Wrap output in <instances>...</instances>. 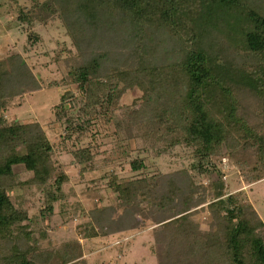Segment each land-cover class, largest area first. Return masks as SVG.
<instances>
[{
    "label": "trees",
    "instance_id": "trees-1",
    "mask_svg": "<svg viewBox=\"0 0 264 264\" xmlns=\"http://www.w3.org/2000/svg\"><path fill=\"white\" fill-rule=\"evenodd\" d=\"M16 9L23 24L62 19L78 51L69 50L62 81L78 94L53 112L68 130L65 138L105 120L117 137L112 156L138 155L137 177L110 179L117 203L94 208L82 236L152 224L159 264H264V220L244 190L229 194L223 179L202 209L210 213L208 227L195 220L196 200L210 181L204 178L221 173L225 158L254 165L250 184L264 180V0H32ZM40 39L28 37L30 44ZM40 84L24 54L0 59V264H46L40 216L20 208L11 192L41 195L45 218L71 181L38 118L10 123L4 115ZM136 89L140 97L125 103ZM80 147L73 164L85 175L97 154ZM180 148L189 151L191 166L149 172V159ZM16 166L32 176L24 178Z\"/></svg>",
    "mask_w": 264,
    "mask_h": 264
},
{
    "label": "rangeland",
    "instance_id": "rangeland-1",
    "mask_svg": "<svg viewBox=\"0 0 264 264\" xmlns=\"http://www.w3.org/2000/svg\"><path fill=\"white\" fill-rule=\"evenodd\" d=\"M17 3L30 6L32 0H0V59L15 53L24 54L26 61L40 76L41 84L40 89L34 92L26 90L21 99L4 111V115L10 123L14 119L33 121L38 118L56 146L54 160L58 168L71 177V181L62 187L61 194L58 193L59 200L53 206V213H47L45 218L40 213L43 206L41 195L27 194L22 197L21 189L11 192L20 208L28 211L31 217L40 216L38 224L46 233L41 243L39 242L45 250L43 260L46 264H68L80 259H85L88 264H159L153 250L152 224L139 232H120L106 237L82 236L80 228L91 221L94 208L102 204L117 203L118 193L109 186L110 179L121 182L137 177L132 171V160L138 155L135 152L128 160L118 154L112 156L117 137L114 135L113 125L105 120L97 125L94 121L88 132L80 131L81 133H74L69 140L65 138L68 130L55 120L53 112L61 102L66 101L67 106H70L66 98L68 94H78L74 87L62 84L68 72L64 60L69 55V50L74 55L78 51L62 19L57 18L47 25L23 24L18 20ZM31 32L41 37L36 44L28 41ZM26 46L28 49H25ZM140 95L137 89L129 91L124 102L131 104ZM80 146H90L97 154L91 169L85 175L81 174L79 165L73 164V154ZM132 147H136L135 142H132ZM147 162L149 172L167 173L191 166L193 159L188 150L180 148L164 157H152ZM221 166V173L218 168L219 172L215 176L204 178L205 182L210 181L207 189L202 190L196 200L199 214L195 220L203 228L208 227L211 222L210 213L202 209L207 206V202L212 201L223 179L229 194L237 195L244 190L249 202L253 203L264 220V180L250 184L257 175L253 170L254 165L241 158L232 160L228 157L221 162ZM15 170L24 178L29 176L22 166H16ZM194 175L200 181L199 173L194 171Z\"/></svg>",
    "mask_w": 264,
    "mask_h": 264
}]
</instances>
